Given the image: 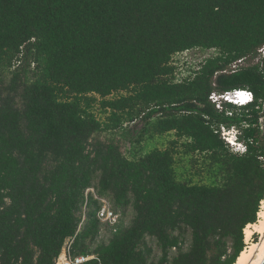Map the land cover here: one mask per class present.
I'll use <instances>...</instances> for the list:
<instances>
[{"label": "trees", "instance_id": "1", "mask_svg": "<svg viewBox=\"0 0 264 264\" xmlns=\"http://www.w3.org/2000/svg\"><path fill=\"white\" fill-rule=\"evenodd\" d=\"M263 47L264 0H0V264H57L69 240L87 264H236L264 200V57L231 68ZM193 49L218 55L180 80ZM235 89L255 102L228 116L210 96ZM118 132L132 158L96 139Z\"/></svg>", "mask_w": 264, "mask_h": 264}, {"label": "rangeland", "instance_id": "2", "mask_svg": "<svg viewBox=\"0 0 264 264\" xmlns=\"http://www.w3.org/2000/svg\"><path fill=\"white\" fill-rule=\"evenodd\" d=\"M218 55V52L216 50H202V49H193L190 51H186L184 53L178 54L175 56L174 59V63L175 65L178 67L177 70V74L180 80H183L187 77H190L191 75H193L194 73H196L198 70L201 69L202 65H204L206 62H208L209 60L215 58ZM261 59V55L259 54L258 56H253L252 58H249L247 61H244L242 64H239L238 67H245V66H249V65H253L256 64L259 60ZM234 66V65H233ZM231 69H234V67H232ZM97 112H98V116L100 119H104V115L100 113V109L97 108ZM262 125H264V117L261 120ZM264 127V126H263ZM125 133L124 132H118V133H103L99 136H97V140H100L102 142H108V143H114L116 145L119 146V148L121 149V151L127 155L129 158H132L131 155V141L129 140V138L126 136L125 137ZM174 138L173 135H166L163 137H158L157 139H155L153 142L149 143L148 145L143 144L142 149L140 150V155L145 154L147 152H150L154 149H166V147L169 144V141L172 140ZM139 155V156H140ZM187 163V160L185 161V164ZM183 166L178 167L179 171L181 172ZM91 193L96 194V191L91 188L90 189ZM112 197L110 195L103 197L101 199V202L104 204V201L110 205L112 207L113 202H112ZM114 206V205H113ZM124 217V221L125 223L128 225L130 223V221L133 218V214L131 212V210L127 209L126 211H121ZM259 219V217H258ZM180 233L182 234V236L184 237L183 239H185V241L187 243H185V249L188 246V243L190 242V233L188 232V230H181ZM244 237H245V232H244ZM227 242L222 246V250L221 252H225L227 253V255H231L233 253V248H232V241L226 240ZM150 244L152 245V247L154 248V255H153V260H156L159 256V249L157 246V242L155 240H149ZM251 242H261V236L260 234H255L252 238ZM72 245V241L69 240L67 247H65L64 251L67 253L63 252V256H67L68 258H71L69 256V250L70 247ZM245 248L247 247V242H246V237H245ZM224 259V258H223Z\"/></svg>", "mask_w": 264, "mask_h": 264}, {"label": "clouds", "instance_id": "3", "mask_svg": "<svg viewBox=\"0 0 264 264\" xmlns=\"http://www.w3.org/2000/svg\"><path fill=\"white\" fill-rule=\"evenodd\" d=\"M227 101L234 105L244 106L249 103H252L254 99V94L246 89H238V90H231L223 94L222 96H218L217 94L213 93L210 96V100L213 103H217L218 100ZM221 105L217 103V107L219 108ZM230 114V113H229ZM237 129L235 127L231 128L230 130H224L223 131V139L227 141L230 145H232L234 152L236 154L243 155L247 152V148L240 143H237ZM260 215L262 218H264V207L261 208ZM250 255V252H245L242 257H240L239 264H247L248 257ZM94 257H89L87 259H80L78 261V264H87L88 259H93ZM59 264H66L65 257L61 255L59 257ZM257 264H260L259 260L257 261Z\"/></svg>", "mask_w": 264, "mask_h": 264}, {"label": "built area", "instance_id": "4", "mask_svg": "<svg viewBox=\"0 0 264 264\" xmlns=\"http://www.w3.org/2000/svg\"><path fill=\"white\" fill-rule=\"evenodd\" d=\"M260 54H261V56L262 57H264V47L260 50ZM244 62V60H240V61H238V63H236L233 67H234V69H233V72H235L239 67H238V65L239 64H242ZM235 90H238V89H235ZM246 90H248V89H246ZM249 91H251V90H249ZM226 92H228V91H226ZM226 92H214L215 94H217L218 96H222L223 94H225ZM252 92V91H251ZM253 93V92H252ZM213 94V93H212ZM211 94V95H212ZM254 94V93H253ZM211 101V100H210ZM255 102V95H254V99H253V101H252V103H249V104H247V105H244V106H239V105H234V104H231V103H229V102H227V101H223L222 99L221 100H218V102L217 103H219L221 106L218 108L217 107V103H213L212 101H211V103L216 107V109L218 110V111H220V112H223V111H226L227 112V115L228 116H232L233 115V112L231 111V110H228L227 109V105H233V106H235V107H237V108H242V107H247V106H249V105H251V104H253ZM230 113V114H229ZM246 126H248V125H246ZM236 128V127H235ZM237 129V132H238V135H237V143H240V144H243L246 148H247V151H248V145L245 143V142H243V141H241L240 140V138H239V136H240V134H241V131L238 129V128H236ZM224 130H230V129H228V128H226L225 126H222L221 127V131H222V137H223V131ZM227 142V141H226ZM253 140L251 139L250 140V143L251 144H253ZM228 143V142H227ZM229 144V143H228ZM230 145V144H229ZM230 147H231V149H232V151L234 152V149H233V147H232V145H230ZM235 153V152H234ZM247 153V152H246ZM245 154V153H244ZM262 161H264V158L263 157H261L260 158ZM99 219L102 221V222H105V223H109V224H111V225H113V226H116L118 223H119V220H120V216H119V214H117V213H115L114 211H113V209H112V207L110 206V205H108L105 201H104V204H103V206H102V208H101V210H100V212H99ZM64 253H66L65 251H64ZM63 255V254H62ZM66 255H67V253H66ZM70 256V255H69ZM71 257V256H70ZM87 259V258H89V257H84V256H82V257H77V258H68L67 256H65V261H66V264H78V261L80 260V259ZM88 260H90V259H88ZM87 260V261H88ZM57 264H59V260H58V262H57Z\"/></svg>", "mask_w": 264, "mask_h": 264}, {"label": "bare ground", "instance_id": "5", "mask_svg": "<svg viewBox=\"0 0 264 264\" xmlns=\"http://www.w3.org/2000/svg\"><path fill=\"white\" fill-rule=\"evenodd\" d=\"M262 207H264V200L261 203V208ZM258 217L259 219L256 224H250L245 229L247 247L237 259L236 264H239L240 257H242L245 252H250L247 264H257L258 260L260 264H264V218L261 217L260 212ZM255 234H260L261 242H251Z\"/></svg>", "mask_w": 264, "mask_h": 264}]
</instances>
